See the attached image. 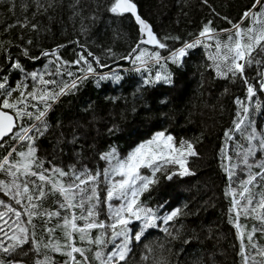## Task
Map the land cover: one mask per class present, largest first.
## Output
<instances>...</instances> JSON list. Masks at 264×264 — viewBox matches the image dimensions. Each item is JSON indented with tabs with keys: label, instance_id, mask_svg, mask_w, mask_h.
I'll return each instance as SVG.
<instances>
[{
	"label": "trees",
	"instance_id": "trees-1",
	"mask_svg": "<svg viewBox=\"0 0 264 264\" xmlns=\"http://www.w3.org/2000/svg\"><path fill=\"white\" fill-rule=\"evenodd\" d=\"M133 2L166 47H141L129 65H120L119 61L137 46L140 33L132 16L110 11L114 0H0V77L7 78L9 87L15 89L21 82L29 86L28 91L40 87L26 76L32 72L43 74L46 80L70 84L73 79L86 75L81 69H86L87 65L83 61L75 63L80 55L95 69L86 79L77 80L74 89L50 102L44 118L47 128L35 140L36 155L45 169L58 167L80 171L87 168L95 172L108 168V162L101 159L103 154L115 149L121 159L126 158L157 133L173 136L177 147L187 141L197 153L186 157L185 167L191 174L180 175L183 169L176 164H168L156 172L157 182L138 198L141 206L152 209L157 216L156 226L146 229L140 240L130 241L127 258L120 264H245V257L241 255L242 241L243 251L249 258L247 264H264V256L260 254L264 250V231L259 230L264 224L256 218L258 212L264 214V209L250 211L246 216L234 204V200L244 202L241 185L249 174L256 177L249 185L253 205L264 193V178L259 175L264 173V167L260 166L264 162V148L258 143L260 134H264V91L259 87L264 56L253 53L260 63L246 65L243 78L239 74L225 77L217 73L214 62L209 59L214 49L207 46L213 41L203 37H200L202 44L187 49L179 63L170 58L174 51L197 38L205 25L210 24L224 40L229 33L221 30H231L237 23L241 28L251 26L252 21L244 19V13H259L264 8L255 0ZM60 46L65 47L55 55L39 59L43 52ZM145 49L150 53L159 52L160 63L136 61L135 57ZM30 59L38 60L30 62ZM15 63H19L22 70L15 68ZM98 65L107 70L98 72ZM57 69L56 75H48ZM157 74L170 75V82L156 81ZM100 76L107 78L100 80ZM248 84L256 90L250 100L246 99ZM48 87L55 89L57 86ZM17 96L19 92L13 91V98ZM237 99L245 101L249 108L247 113L236 103ZM31 103L44 110V105L38 101ZM29 111L36 109L30 107ZM243 116L252 120L257 140L248 141L247 132L234 130L235 123ZM91 119H95V125L91 124ZM24 123L25 126H42L35 120ZM247 123L245 121V125ZM2 144L0 156L14 147L16 152L12 156L20 159L19 152L27 151L25 142L7 138ZM249 147L254 149L248 156L251 168L243 164L238 155ZM226 166L232 169L231 177ZM141 172L151 174L150 169L142 168ZM172 173L176 174L168 179ZM10 179L0 173V180ZM104 187L101 184V189ZM100 197L98 219L110 223L103 204V191ZM58 199V196L47 195L41 211L56 210ZM0 200L21 211L17 223L28 228V243L10 253L0 249V260L4 264H43L45 260H50L51 264H65L69 261L66 255L52 250L57 242L61 246L67 243L63 229L57 227L51 235L45 231L46 226L53 227L57 223V218L46 225L41 216H33L29 224L22 204H17L11 195L2 191ZM112 203L118 205L122 201L113 200ZM176 209L180 210L179 214L167 224L159 219ZM0 211L6 209L0 208ZM237 211H240L238 218ZM15 220L11 212L0 219L4 229L0 231V243L5 247L17 243L10 239L19 235ZM128 227L134 237L140 232L142 221L133 220ZM116 230H120L119 225ZM99 231L102 230H91L93 240ZM76 246L85 249L86 261L79 253L74 254L81 264H100L95 257L100 246L81 242L78 238ZM112 248V244L106 242L103 251L108 253Z\"/></svg>",
	"mask_w": 264,
	"mask_h": 264
},
{
	"label": "snow or ice",
	"instance_id": "snow-or-ice-1",
	"mask_svg": "<svg viewBox=\"0 0 264 264\" xmlns=\"http://www.w3.org/2000/svg\"><path fill=\"white\" fill-rule=\"evenodd\" d=\"M255 3L264 8L261 0H255ZM110 11L119 15L132 13L141 25V31L147 33V39L142 40L141 43L155 44L159 48L166 47L153 34L151 27L136 14L137 6L133 3V0H114ZM244 19H250L252 21L251 26L241 28V25L237 23L232 26L231 30H221V32L227 31L229 33L224 40L219 38V33L212 29L210 24L205 25L197 38L174 51L170 58L174 63H179L180 59L187 54V49H192L202 44L200 37H203L206 40L213 41L212 45L207 46L214 49L209 59L214 62L217 73L225 77L229 74L232 77L239 74L243 78L246 65L250 66L253 62L260 63L253 56V53L256 52L257 55L264 56V11L259 13L245 12ZM137 48H139V45H137ZM43 55L47 56L50 53L45 52ZM51 55H55V53H51ZM88 55L91 56L92 54L89 53ZM57 59L59 60L58 57ZM161 59L159 52L150 53L147 49L142 50L135 57V60L141 64H147L149 61L159 64ZM81 61L87 65L86 69H81L86 75L73 79L70 84L63 81L58 82L55 79L46 80L43 74L32 72L26 74V76H30L34 82H38L40 87L28 91L29 86L24 82H21L13 89L8 86L6 77H0V141H4L5 137H9L12 140L25 142L27 145V151L19 152L20 159H15L12 156V153L16 152L14 147L6 155L0 156V173H4L11 178L10 180H0V191L11 195L17 204L23 205V213L28 216L27 222L29 224L32 223L33 216H41L45 220L46 225L48 221L57 218V223L53 227L46 226L45 231L51 235L57 227L63 229L67 243L61 246L57 242L52 245V250L61 252V254L69 258V261L65 262V264H69V262L70 264H81V261H78L74 255L76 253H79L84 258V261L87 260L85 249L76 246L77 238L81 242L86 241L89 244L95 243L100 246L99 250L95 252V257L100 261V264H120L121 261H125L127 258V254L130 251V241L133 238L140 240L146 229L156 226L157 216L152 209L145 208L139 204V196L148 190L151 184L157 182L155 179L156 172L162 171L168 164L179 165L183 169L180 175L191 174L185 167L186 157L197 153L191 143L183 141L177 147L173 136L160 132L153 139L136 147L126 158L121 159L115 149L103 154L101 159L108 162V168L103 171L93 172L87 168L80 171H76L74 168L71 171H65L58 167L45 169L43 161L36 155L35 140L38 135H43L47 128L44 118L47 109L51 107L50 102H54L59 96L74 89L77 85V80L82 81L87 78L88 73H95L92 64L83 55H80L75 63L79 64ZM95 62L99 64L98 60H95ZM14 67L21 69L19 63H15ZM58 72L59 69L54 73H48V75H56ZM68 75L71 76L72 73H68ZM261 77L259 87L264 91V73L261 74ZM106 78V76L99 77L100 80ZM115 78L119 79L118 76H115ZM155 79L156 81L163 79L165 82H170V75L161 76L157 74ZM245 83H247L246 80ZM49 85H56L57 87L53 89L49 88ZM13 91H18L19 96L13 98ZM255 95V88L248 84L246 99L250 100ZM31 101H38L43 104L44 110H40L37 104L31 103ZM236 103L241 106L243 112L247 113L249 111L245 101L237 99ZM30 107L36 109V111H29ZM25 120L39 121L42 126L38 127L36 124L25 126ZM245 121H248L246 125ZM234 130L242 133L247 132L248 141L257 140L258 134L252 127V120L248 116L241 117L235 123ZM258 143L261 148H264V134H260ZM3 146V144H0V147ZM253 152L254 149L249 147L246 152L238 154L241 156L242 163L248 168L252 167V165L248 164V156L252 155ZM228 159L230 161L231 157H228ZM260 166L264 167V162ZM142 168L150 169L151 174H142ZM226 170L231 177L233 175L232 169L226 166ZM49 173H52V175H49ZM175 174L172 173L167 178L171 179L172 175ZM259 175L264 178V173ZM65 177L68 179L64 180L63 178ZM116 177H119V179H116ZM255 179V175L249 174L247 181L241 185V196L244 202L241 203L240 200H234V204L246 216L250 211L258 212L259 209H264V193L260 194L261 199L256 205H253V195L249 185L253 184ZM101 184L105 185L103 189H101ZM101 191L104 192L103 204L107 210V219L111 221L110 223H105L98 219L102 203ZM47 195L59 197L56 201V210L41 211L42 201ZM113 200L122 201V203L114 205L112 203ZM24 201L27 203H24ZM0 208L6 209V211H0V219H3L9 212L16 217L13 223L16 224L19 235H13L10 239L17 243L8 247L0 243V249L5 253H10L15 251L19 245L28 243V228L17 223L20 221L21 211L10 204H6L3 200H0ZM240 211L236 212L237 218L240 215ZM62 212L65 214L62 215ZM179 212V209L173 210L159 219L164 224H167ZM256 218L264 224V214L258 212ZM133 220L142 221L141 230L134 237L130 235L131 230L128 227ZM78 221L82 223H78ZM118 225L120 226L119 231L116 230ZM237 227H240V225H237ZM93 229L102 230L98 232L94 240L91 236V230ZM259 230L264 231V228ZM0 231H4L2 226H0ZM253 231H256V229H253ZM248 239L251 241V235H249ZM117 240L120 243H116ZM106 242H110L113 246L108 253L103 251V246ZM45 247H48V245H45ZM243 247L242 241L241 255L245 257V264H247L249 258L243 251ZM65 248L67 251H64ZM260 254L264 256V250H261ZM0 264H4V261L0 260ZM43 264H51V262L50 260H45Z\"/></svg>",
	"mask_w": 264,
	"mask_h": 264
},
{
	"label": "water",
	"instance_id": "water-1",
	"mask_svg": "<svg viewBox=\"0 0 264 264\" xmlns=\"http://www.w3.org/2000/svg\"><path fill=\"white\" fill-rule=\"evenodd\" d=\"M133 3H134V2H133ZM136 6H137V5H136ZM124 14H128V15H130V16L133 17V19H134L136 25H137L138 28H139V33H140V39H139V42H138V44H137V45H139V48H137V46H136V47L134 48L135 51L132 50V52L130 53V55H129L127 58L122 59V60L119 61V64H120V65H129V64L131 63V61H132V57H133V56L139 51V49H140L141 47H147V48H159V47H158V45H155V44L141 43L142 40H146V39H147V33L141 31V25H140L139 22L136 20L135 15H133L132 13H124ZM136 14L139 15V16L141 17V19H143V20H144V21H145V22L151 27V31H152L153 34L157 37V35H156V33H155V31H154L152 25H151L147 20H145V19L141 16L138 7H137V12H136ZM157 39H158V37H157ZM58 49H59V47H58V48L51 49V50H48V51H45V52L50 53V55H51V53H55ZM45 52H44V53H45ZM44 56H45V55L42 54L40 58L42 59ZM47 56H48V55H47ZM30 62H34V60H31V59H30ZM97 69H98V72H100V73L105 72V71L107 70L106 68H104V67H102V66H100V65L97 66ZM5 111H6V110H5ZM7 138H9V137H5V138H4V141H5ZM4 141H0V144H2Z\"/></svg>",
	"mask_w": 264,
	"mask_h": 264
},
{
	"label": "rangeland",
	"instance_id": "rangeland-1",
	"mask_svg": "<svg viewBox=\"0 0 264 264\" xmlns=\"http://www.w3.org/2000/svg\"><path fill=\"white\" fill-rule=\"evenodd\" d=\"M257 5H258V4H257ZM64 47H65V46H60L58 50L63 49ZM58 50H57V51H58ZM57 51H56V52H57ZM43 53H44V52H43ZM43 53H42V54H43ZM127 57H128V56H127ZM92 58H94V57H92ZM125 58H126V57H125ZM125 58H123V59H125ZM39 59H41V58H39ZM37 60H38V59H37ZM37 60H35L34 62H37ZM105 74H106V73H105ZM87 75H89V73H88ZM46 114H47V113H46ZM94 120H95V119H93V121H92V119H91V124H92V125H95V124H94V123H95Z\"/></svg>",
	"mask_w": 264,
	"mask_h": 264
}]
</instances>
